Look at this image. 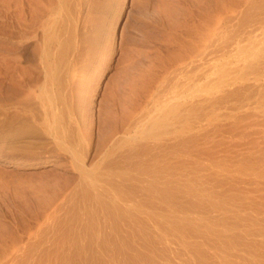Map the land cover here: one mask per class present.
Segmentation results:
<instances>
[{"label":"rangeland","instance_id":"1","mask_svg":"<svg viewBox=\"0 0 264 264\" xmlns=\"http://www.w3.org/2000/svg\"><path fill=\"white\" fill-rule=\"evenodd\" d=\"M9 12L0 264H264V0Z\"/></svg>","mask_w":264,"mask_h":264},{"label":"bare ground","instance_id":"2","mask_svg":"<svg viewBox=\"0 0 264 264\" xmlns=\"http://www.w3.org/2000/svg\"><path fill=\"white\" fill-rule=\"evenodd\" d=\"M41 1L42 0H0V4L11 12V18H12L11 25L13 26L15 31L18 26H22L21 20L25 21L26 19L25 16L23 18L25 8H27V10L29 9L30 11H33L37 3ZM27 37L28 36H5L6 39L5 41L10 42L9 44L11 45H15L17 42ZM43 37H42L43 43H45L46 42L45 40L48 38V36H43ZM3 41H4L3 36H0V43ZM41 59L43 60V58Z\"/></svg>","mask_w":264,"mask_h":264},{"label":"water","instance_id":"3","mask_svg":"<svg viewBox=\"0 0 264 264\" xmlns=\"http://www.w3.org/2000/svg\"><path fill=\"white\" fill-rule=\"evenodd\" d=\"M117 36H119V28L117 29Z\"/></svg>","mask_w":264,"mask_h":264}]
</instances>
